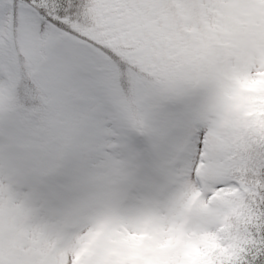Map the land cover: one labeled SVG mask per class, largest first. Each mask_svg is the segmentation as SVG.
<instances>
[{
  "label": "rangeland",
  "instance_id": "1",
  "mask_svg": "<svg viewBox=\"0 0 264 264\" xmlns=\"http://www.w3.org/2000/svg\"><path fill=\"white\" fill-rule=\"evenodd\" d=\"M104 5L111 22L122 26L123 42L135 48L132 65L123 69V91L111 97L109 110L118 128L133 131L141 146L152 145L157 154L152 186L137 198L128 195L138 166L129 157L109 159L106 170L74 185V197L59 214L52 211L55 205L41 208L43 201L25 195L29 189L22 185L30 173L49 180L64 164L59 156L47 161L34 154L64 128L50 80L54 45L64 38L31 37L19 29L14 35L13 20L23 18L26 4L0 0V50L14 39L20 54L19 74L11 80L0 74L3 264H69L70 253L75 264H202L203 254L225 239L250 189L249 203L264 192V134L238 139L257 123V109L264 112V0H105ZM209 89L210 100L202 102ZM72 102L85 110L89 104L80 96ZM260 119L256 135L264 126ZM197 125L207 129L212 162L199 180H189L172 159ZM173 126L185 135L169 138ZM237 140L248 164L231 177L237 186L215 191L211 185L228 175L230 143ZM129 200L142 207L125 214L121 204ZM86 213L96 227L87 236L74 234L72 227ZM135 221H147L148 227L137 228Z\"/></svg>",
  "mask_w": 264,
  "mask_h": 264
},
{
  "label": "snow or ice",
  "instance_id": "2",
  "mask_svg": "<svg viewBox=\"0 0 264 264\" xmlns=\"http://www.w3.org/2000/svg\"><path fill=\"white\" fill-rule=\"evenodd\" d=\"M25 4L23 18L13 20L14 35L19 29L31 37L60 35L64 38L54 45L50 63L51 87L61 102L64 128L62 134H54L46 144L38 145L34 153L37 158L47 161L59 156L64 159V164L62 171L49 180L30 173L22 185L29 189L25 195H34L43 201L41 208L47 204L55 205L52 211L59 214L74 197V185L83 186L82 182L98 170H106L109 159L131 157L138 161V166L128 195L137 198L152 186L157 172V154L150 143L141 146L140 138L133 131L123 126L118 128L112 119L109 104L117 90L123 91L125 62L112 48L77 30L78 0L73 5H68L65 0H56L54 5L25 0ZM19 65L20 54L13 39L6 51L0 50V74L14 79L19 74ZM76 96L87 98L86 110L72 102ZM167 135L169 138L184 136L185 130L173 126ZM207 140L208 132L197 125L187 135L184 150L172 159L173 167L186 170L189 180L193 174L199 180L201 169L212 162L206 150ZM261 175L264 176V171ZM237 185L238 181L225 175L211 187L219 191ZM258 194L261 196L257 205L260 223L253 232L254 243L247 247L238 264H264V192ZM134 226L147 228L148 222L135 221ZM68 262L75 264V259L68 256Z\"/></svg>",
  "mask_w": 264,
  "mask_h": 264
},
{
  "label": "trees",
  "instance_id": "3",
  "mask_svg": "<svg viewBox=\"0 0 264 264\" xmlns=\"http://www.w3.org/2000/svg\"><path fill=\"white\" fill-rule=\"evenodd\" d=\"M128 1L131 2V0ZM15 2L25 3V0H15ZM40 2H47L54 5L56 0H40ZM65 2L68 5H73L76 3V0H65ZM33 3L35 4L36 0H33ZM78 3L79 7L76 13V20L78 23L75 25L77 30L84 36H89L98 43L105 44L116 51L125 62V67L132 65V61L129 60V58L130 55L133 54L135 48L123 42L121 37L123 36L122 26L119 22H111V16L104 10V8L107 9L104 5L105 0H78ZM258 110L259 108L254 114L255 117L252 115L256 121L258 120L257 123H254L252 126L247 128V131L241 130L238 135L239 141L244 138L247 139V137H252V135H255L256 138H258L264 134V126L260 127V131L257 135L256 128L253 131L259 120H261L260 118L264 117V112H262V110ZM262 125H264V123H262ZM242 136L244 138H242ZM261 138V145H264V136ZM239 141L237 140L234 143H230L233 145L232 151L234 152V154H231L226 161L228 166V175L230 174V177H236V174L238 173L237 170L241 167V164H248L247 160L249 155L245 156L247 150L245 153L241 154L242 151H240V147L243 150V145L239 147ZM248 141L250 142V147H253V141L250 139H248ZM260 149L261 148H259V150ZM261 150L262 152H260V154L264 156V149ZM239 156L241 157L239 158ZM246 168L247 167H242L240 169L242 172H245V175L248 172V169ZM246 180L248 182L251 181V179L247 177ZM253 194V189H250V192H248L245 197V201L243 202L240 215L238 218H235L234 221H230V223L227 224L230 228L224 236L225 239H223L215 249L210 250V252L207 251V253L203 254L206 257L202 259V264H238V261L242 260L244 253L242 252V249H247L248 246L254 243L253 232L260 223V209L257 205L261 199L257 202L249 203L250 199L253 198ZM225 245L226 248H228L229 254H225L226 249L223 248ZM197 264H199V262H197Z\"/></svg>",
  "mask_w": 264,
  "mask_h": 264
},
{
  "label": "clouds",
  "instance_id": "4",
  "mask_svg": "<svg viewBox=\"0 0 264 264\" xmlns=\"http://www.w3.org/2000/svg\"><path fill=\"white\" fill-rule=\"evenodd\" d=\"M258 71V69H257ZM211 98V90L209 89L207 92H205L203 96L202 102H208ZM203 131L207 132L206 128H202ZM193 178H195V174H193ZM142 207V205L139 202L136 201H125L121 204V210L128 214L138 208ZM92 215V213H86L83 218H81L71 229V231L74 234L87 236L90 231H92L93 228L96 227V225L92 222V220L89 218ZM246 249H242V252H245ZM69 259H75L72 257L71 253L69 254Z\"/></svg>",
  "mask_w": 264,
  "mask_h": 264
}]
</instances>
